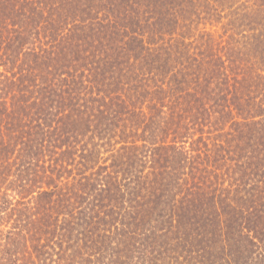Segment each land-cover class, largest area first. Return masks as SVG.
<instances>
[{
    "label": "trees",
    "instance_id": "trees-1",
    "mask_svg": "<svg viewBox=\"0 0 264 264\" xmlns=\"http://www.w3.org/2000/svg\"><path fill=\"white\" fill-rule=\"evenodd\" d=\"M0 264H264V0H0Z\"/></svg>",
    "mask_w": 264,
    "mask_h": 264
}]
</instances>
